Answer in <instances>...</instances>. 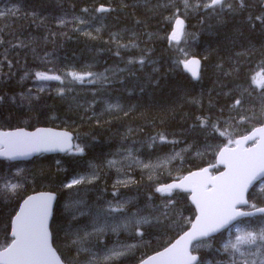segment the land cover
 Returning <instances> with one entry per match:
<instances>
[{
  "label": "trees",
  "instance_id": "1",
  "mask_svg": "<svg viewBox=\"0 0 264 264\" xmlns=\"http://www.w3.org/2000/svg\"><path fill=\"white\" fill-rule=\"evenodd\" d=\"M123 2L129 7L122 8V0H0V8L5 5L2 12L7 13V8L20 9L16 17L10 15L0 17V33L6 39L21 38L29 45L27 49L12 48L8 50V54L0 51V59L7 55L8 61L14 64L11 76L8 75V61H5L0 69V128L31 129L37 126H56L69 129L77 135L79 138L77 141L81 146L86 145L83 154L41 156L24 163L26 168L22 171L21 181L27 183V186L7 192L5 197L0 198V241L6 238L10 219L24 196L40 190L56 191L62 182L65 183L75 174L96 172L98 179L96 183L94 180L91 190L95 192L92 198H97L94 201L90 199L91 203H96L98 196L108 191V187L103 184L104 179L111 181L115 175L105 168V164L106 158L117 148L125 149L127 152L131 150L134 157L144 163L155 162L158 154L170 152L169 148L166 150L170 143H163L164 145L156 143L153 147H149L150 140L158 133H165L169 140L176 139L178 143L194 146V149L201 152L202 144L206 140L202 139L199 129L193 127L194 123H198L196 117L203 114L212 117L213 120L217 117L221 120L227 115L228 105L234 103L233 98L239 97L241 89L247 86L249 67L252 68L258 63L264 52V48L261 47L264 45V37L255 36L251 40V45L246 41L242 47L239 43H232L231 23L218 24L216 20L211 21L206 18L208 21L205 19L202 24L200 15L193 17L190 22L186 21V27L194 31L193 34L199 35L196 48L203 58L207 56V59H203L200 80L192 82L180 71H169L177 53L169 48L167 39L159 37L160 34L161 37H166L168 33V26L162 25L160 21L164 16L160 11L161 8L155 12L149 11L145 6V0H123ZM102 4L120 10L105 13L104 16L93 13L102 17L97 22L92 20L91 15L87 17L94 27L102 26L103 31L99 34V39L91 40L72 31V25L63 29L66 35L59 34L61 32L57 25L59 18L71 19L73 16L83 15L80 11L82 8L95 9ZM155 5L156 0H150L149 6L155 8ZM33 12L44 19L43 24L39 20L36 23L32 22L30 14ZM137 20L141 23L137 24ZM126 29L127 32L123 35ZM52 32L57 35L53 37L50 35ZM113 33H118L120 37L135 33V42L139 46L144 44L141 50H147L149 64L147 63L143 69H139V65H136L139 70L135 74L117 73L120 80H124L125 83L121 84L117 81L108 88L109 90L101 91L96 96L92 110L97 115L103 113L100 125H97L95 119L91 121L82 119L81 117L85 115L83 109L76 107V103H91L92 90L96 88L92 85H85V91L69 93L67 100H62L53 89L40 94L32 91V98L29 99L30 91L28 92L27 89L31 81L28 76L25 77L26 72L43 70L46 67L43 61L36 58L37 56L49 53L52 54L51 59L55 63H61L65 58L77 70L87 69L96 73H105L106 69L124 68L130 56L139 57L142 54L140 49L124 52L121 61L113 54L112 44L105 43ZM45 37L48 39L45 40ZM250 46L256 49L251 57V63L247 56H237L238 52H243ZM233 61L239 62L238 72L232 71L235 67ZM218 64L223 65V72L217 69ZM89 65L90 69H88ZM153 67L159 69L158 74L152 72ZM149 72L157 76L160 81L159 87L149 86L141 92L139 85L145 83V77ZM228 72L232 74L225 75ZM29 76L31 77L30 74ZM75 88L80 89L81 85H75ZM72 97L77 98L76 102H73ZM103 99H107V103L119 104L126 110L133 106L134 108L127 117L122 113L120 116L109 115L101 103ZM221 109H224L223 115ZM91 114V111L87 113L88 116ZM227 116L229 117V114ZM230 131L233 132V129L230 128ZM196 164L192 161L186 162L183 168L191 170ZM116 165L112 169L118 174L119 168ZM5 168L6 165L0 161V174H8ZM155 173H152V178ZM124 176L131 178L130 191L134 196L145 197L151 192L147 184L150 180L149 173L141 166L138 165L136 170H129ZM167 180L162 177L159 181ZM28 185L31 189L26 188ZM83 186L85 185H80L78 188ZM252 201L259 205L258 200L252 198ZM58 203L59 201L55 204L51 223L53 245L56 248L60 239L63 240L71 235V228L79 226L74 225L77 220H70L68 215L59 211ZM180 209L186 216H191L186 200L181 204ZM65 233L66 235L63 236ZM148 235L149 238L147 237L146 240H152L154 245L171 238L170 233L165 230L153 231ZM219 239L220 236L211 241V247L201 252V258L207 260L209 264H230L226 254L216 250ZM153 244L151 243V248L156 247ZM148 252L144 251L145 254ZM65 253L67 251L60 252V255Z\"/></svg>",
  "mask_w": 264,
  "mask_h": 264
},
{
  "label": "snow or ice",
  "instance_id": "2",
  "mask_svg": "<svg viewBox=\"0 0 264 264\" xmlns=\"http://www.w3.org/2000/svg\"><path fill=\"white\" fill-rule=\"evenodd\" d=\"M150 0H145V6L149 11L155 12L160 8L171 9L170 14L164 17V21L170 25V32L166 37L169 48L174 52L180 53L173 59L169 71L178 72L181 69L189 73L194 80H198L201 75L202 60L192 55L190 52L189 34L186 30L185 21L189 14L195 12L201 16V23L205 22L206 18L215 19L218 24L231 23L233 34L231 37L232 43H239L242 47L244 42L251 45V40L255 36L264 37V0H156L155 8L150 7ZM129 5L122 0V8H127ZM259 11H255V9ZM120 9L105 7L103 4L98 8L89 9L82 8L80 11L83 15L73 16L71 19L61 17L57 20V25L61 29L60 35H66L63 29L72 25V31L78 32L80 35L91 39H99L101 27L94 25L87 18L91 15L93 21L101 20L99 13L115 12ZM19 8H10L7 13L0 12V17L8 15L16 17L19 15ZM27 15V14H26ZM32 22L37 20L41 24L44 19L36 15L35 12L30 14ZM141 21L137 20V24ZM83 26V27H82ZM53 37L57 33H50ZM183 38V46L181 40ZM48 37H45L47 40ZM135 33L130 38L129 43H121L118 33L110 35L106 44H115L116 49L113 54L123 60L121 49L129 51L132 48H138L135 42ZM11 45L14 49H27L29 45L17 38V42L13 43L6 39L0 33V46ZM264 48V45L261 46ZM111 50V49H110ZM256 49L254 46L245 48L243 52H238L237 56H247L249 63ZM5 52L7 48L5 47ZM142 54L139 57L130 56L124 68L106 69L105 73H96L91 70H77L74 67H57L55 61L51 59L49 53L36 58L43 61L46 67L43 70L34 72V80L38 82H58L55 86L56 94L62 100H67L68 94L73 91H85V85L98 86L92 90V102L79 104L76 103L78 109H83L82 119L91 121L96 120L97 125L101 124V116L97 115L92 110V105L96 102V96L101 91H107L114 83L124 84V80H120L117 73L135 74L139 69H143L149 62L147 50H141ZM35 55V49H33ZM182 57V58H181ZM203 59H207L205 56ZM8 61L7 55L0 59V67ZM235 67L233 72L240 70L238 61H233ZM139 65V69L135 66ZM13 62L8 61L9 72L11 76ZM91 66H88L90 69ZM217 69L223 72V65L218 64ZM254 71L251 67L248 69L247 76L250 77L252 84H256L257 76H264V52H262L259 62L256 64ZM153 73H158L159 69L153 67ZM109 73V74H106ZM231 72L225 75H231ZM29 78V73L25 74ZM160 81L157 76L147 74L145 83L139 85L140 91L143 92L149 86L159 87ZM75 85H81L80 89H76ZM37 92H43L46 88L51 90L53 85L50 83H38L35 85ZM31 90L29 99H31ZM76 102V97L71 98ZM234 103L228 105L229 119L239 126L252 124L251 129L246 128L245 135L235 141H229V145L223 149H218V162L224 166V171L218 176L208 175V168H204L199 172L190 173L189 176L173 183H157L155 192L161 196H166L162 202V208L157 207L155 212L150 214L157 225L164 228L171 226L180 227L184 223H190L191 228L184 231V234L171 247L165 249L164 252L157 253L156 256L141 259L140 264H204V261L193 255L190 251V246H193V241H200L193 247L199 248L202 245L211 247V241L215 239V234L220 233L218 252H223L228 257L230 264H264V206H258L255 203L249 204V201L244 198V194L248 191L249 186L257 177H264V81L259 84V92L252 88L251 84L240 91L239 97H234ZM134 108V106H133ZM133 108L124 109L119 104H107L105 111L109 115L120 116L122 113L127 117ZM92 112L88 116V112ZM224 109H221L223 115ZM198 123H194V128H199L201 133L206 136V147L211 149L212 144H207L208 138H214L216 133L224 135L221 131V120L217 117L213 120L210 116L203 114L196 117ZM227 124V121L224 122ZM259 125L258 127L256 125ZM131 131V129H129ZM126 135V134H125ZM72 137L68 133H51L38 130L34 134H25L17 132L6 134L3 138V151H0V156L7 160H18L31 156L33 153L48 151L53 147H58L61 151L65 150V145H68ZM157 141L160 143L176 144L178 141L169 140L165 133H158L157 136L151 138L149 147H153ZM234 143L235 147L230 145ZM85 146L76 144L73 146L74 152L83 154ZM123 148L124 145L122 144ZM179 153L170 154L167 157L158 158L156 162L149 161L144 163L136 160L131 150H128L125 159L133 160L136 164L144 169L149 170V179H152V172L156 175L161 173L158 169H163L166 163L179 157ZM59 163V162H58ZM117 161H109L108 166L114 167ZM94 167V166H91ZM19 169L15 176L0 175V181L5 182V187L10 191H15L21 183L22 178L19 177ZM96 172H91L88 176L76 177L70 183L64 185L66 188H72L81 183H91L97 179ZM14 181V182H13ZM119 181L118 183H123ZM115 187V186H114ZM178 190V191H175ZM179 191L189 192L192 203L195 204L197 215L195 222L188 219L186 221L183 212L178 208L177 196ZM260 196H264V187L260 189ZM115 196L116 193L113 192ZM152 196L149 195V200ZM53 196L41 195L37 197H29L24 201V206L20 212L11 220V240L8 242L5 238L6 247L3 252H0V264H80L79 253L84 250V242L92 235L91 232L84 231L83 235L80 232L75 234L74 239H70L69 247L75 249L77 256L71 261H62L56 256L52 247L49 244L48 217L51 209ZM238 205H247L253 210H243ZM125 202H120L116 205L109 203V207L105 216H110L112 213L123 212ZM70 211L73 219H76V212L80 209L75 206H70ZM81 214H83L81 212ZM100 218V213L96 219ZM237 222H243L248 225L247 230L237 229L235 239H224L223 233L231 230ZM152 225V219L149 217L134 213L130 217H125L121 223L112 225V230L117 231L121 228L134 231L135 236L141 239L144 236L143 226ZM93 230H98L97 225L93 223ZM127 248H113L107 250L103 255L89 253L87 264H112L121 256L126 255ZM248 257H258L249 261Z\"/></svg>",
  "mask_w": 264,
  "mask_h": 264
},
{
  "label": "rangeland",
  "instance_id": "3",
  "mask_svg": "<svg viewBox=\"0 0 264 264\" xmlns=\"http://www.w3.org/2000/svg\"><path fill=\"white\" fill-rule=\"evenodd\" d=\"M101 31H103V28ZM106 35H108V33H106ZM11 41L17 42L16 40H11ZM181 41H183V38ZM192 43H193V40L190 37L189 38V45H190L189 50H190L191 54L192 55L194 54V56H195V49L191 46ZM112 46L114 48H116L115 44H112ZM121 50H123V49H121ZM0 51L5 52V47L0 48ZM30 80L35 81L34 75L30 78ZM256 81H257L256 84H252V83H250V84H251V86L257 87L258 92H259L258 83L261 81H264V76H257ZM35 82H37V83H48V82H38V81H35ZM54 83H58V82H54ZM104 110H105V108H104ZM199 131L201 133L200 129H199ZM233 131H235V130L233 129ZM223 133H224V135L218 134L221 141H225L226 139H228L230 137L229 134H226L225 132H223ZM202 137H203L202 139L206 140L205 135L202 134ZM233 138L231 139V141H233ZM208 140H209V138L207 139V144H212ZM229 141L227 142L226 145H222L221 143H219L217 146H213L211 149H208L206 147V141H205L201 147V149H204V150H202L200 153L195 152L193 154L192 153L187 154V152L189 151V147H183V146H180L183 144L179 145V143H176V144H174L176 149H174L170 152L171 153H179L180 157H177L176 159L171 160L170 163H166L164 165L163 169H158L157 171L165 172V171H167V168H168V169L172 170V172H174L172 177L178 178L180 175H176V173L182 172V169H183L182 167L186 163V158H183V156H181V155L188 156L187 157L188 161H197L199 163H206V164L212 163L214 161V158H215V155H216L218 149H220L223 146H228ZM150 142H151V140H150ZM141 146H144V145H141ZM190 149H193V148L190 147ZM193 150H195V149H193ZM163 157H167V156L165 154H161V155H159L158 158H163ZM122 159H125V157H122ZM180 159H181V162L171 168L172 163H174L175 161H179ZM25 168L26 167H24V166L13 167V166L9 165L7 169H8L9 175H12V176H15L18 172V169H19L20 170L19 175L21 177L22 171ZM142 169L146 170L149 173L148 169H144V168H142ZM152 173H155V172H152ZM78 177H81V176H78ZM71 180L72 179H68V180H66L65 183L66 184L70 183ZM118 180L124 181V182L126 181V180L121 179V178H118L115 181H109V180L106 181L105 186H107L108 188H111L107 191L110 194V196L107 197L105 200L104 199L102 200V198H105V196H104L105 192H104L102 195L98 196L99 199L96 200V203H91L92 201H94L97 198V197L92 198V197H94V193H95L91 190V187L93 189V186H94V185H92L94 183V180H92L91 183H87V182L82 183L85 186H83L82 188H79V189L76 188L77 185L73 186L72 188H66V187H64L65 183H62L57 187L58 190L62 193L60 196V199H59L60 202L58 204L59 211L63 212L65 215H68L70 217V220L82 219V224H80L79 226H75L74 228L70 229L72 233L68 238H65L63 240L60 239L58 241V243H57L58 248L61 251H67L68 252L67 249H71L69 247L70 239H74L75 234L77 232H80L81 235H83L84 231H88V232L92 233V235L83 244L84 250H82L79 253L80 264H87V261L89 258V253H96L97 255H103L109 249L127 248V246H134V247H131L130 250L127 251L126 255L121 256L118 260L113 261L112 264H119L122 261H128V259L134 260L141 253H143V251H145L151 243L153 244L152 240H146V238L149 236L148 233H151L153 231H161V230L168 231L169 233H176L179 231L178 233H180L185 227H187V224H189V223H184L180 227L171 226L168 228H164L163 226L156 224V221L154 220V218L149 214H150V212H151V214L154 213L155 209L158 206L162 208V202L165 199H167V197L161 196V194L155 193L156 184H153V180H150L148 184L153 185L152 191L156 194V196L159 197V199H160L159 201H155L153 199L149 200V198L144 197V196H140V195L134 196L133 193L128 188L117 184ZM96 181H97V179H95V183H96ZM22 186L23 187L27 186V183H23ZM119 186H120V188H119ZM262 187H264V182H261V184L259 183L254 188L255 190L253 191V193H255V192L259 193L258 191H260V189ZM26 188L31 189L29 187V185ZM9 191L10 190H8L5 187V182L1 181L0 182V198L5 197L7 195V192H9ZM113 192L116 193L115 196L113 195ZM126 192H130V194H126ZM179 195L180 194H178V197H177L178 203L183 204L184 200L186 199V196H184L183 198H180ZM90 198H92V201H90ZM256 199L262 205V201H264V196H256ZM120 202H125V207H124L123 212L112 213L110 216L103 215V213L107 211V209L109 207V203H111L112 205H116ZM88 204H90V205H88ZM70 206H75V207H78L80 209V212H76V219H73V217H72V214L70 211ZM186 211H187V209H186ZM81 212L83 214H81ZM134 212L139 213L140 215L149 217V219H152V225H144L143 226V231L145 234H144L142 239L140 237L135 236L134 231H131V230H125L123 228H121L117 231L112 230V225L117 224V223H121L125 219V217H130L132 214H134ZM98 213H100V218L97 220L96 217H97ZM185 219L187 221L189 218H185ZM94 222L96 223L97 229H98L95 231L93 230V223ZM237 229L247 230L248 228L244 225L234 226L231 228L230 232L228 231L225 233L224 239L231 238L234 240L235 234L237 233ZM65 235H66V233L63 236H65ZM118 235H123V236L127 237L128 240L124 243H121V244H116V243L105 244L106 238L109 241H112V239L116 238ZM8 242H9V240H8ZM156 245H154V246H156ZM5 246H6V243L1 244L0 249L5 247ZM206 248H207V245H202L201 247H199L197 249L206 250ZM71 250L73 251V253L69 252L70 255L73 258L76 257L77 256L76 250L75 249H71ZM149 255L150 254L140 258L139 260L144 259ZM72 257L69 258L70 261L72 260ZM248 259H249V261H251L252 259L258 260L259 258L258 257H248ZM204 264H208V261H206V263H204Z\"/></svg>",
  "mask_w": 264,
  "mask_h": 264
},
{
  "label": "water",
  "instance_id": "4",
  "mask_svg": "<svg viewBox=\"0 0 264 264\" xmlns=\"http://www.w3.org/2000/svg\"><path fill=\"white\" fill-rule=\"evenodd\" d=\"M184 71V70H183ZM185 72V71H184ZM185 73H187V72H185ZM190 77H191V75L189 74V73H187ZM191 79H192V77H191ZM194 80V79H193ZM40 131H42V132H51V133H57V134H61V133H64V132H60V131H55V130H52V129H39ZM17 132H23V133H25V134H29V135H31V134H34V133H37L38 132V130H36V131H32V132H26V131H24V130H16V131H11V132H0V145L2 146V147H4L3 146V138H4V136L6 135V134H12V133H17ZM70 148V142H69V144L68 145H65V150L64 151H61L58 147H53V148H51V150H48V151H41V152H36V153H33L31 156H29V157H26V158H23V159H18V160H24V159H30V158H32L33 156H35V155H38V154H40V153H47V154H53V153H63V152H65L67 149H69ZM1 151H3V148H2V150ZM0 158L1 159H5L4 157H2V156H0ZM10 161H17V160H10ZM216 161H217V164L220 166V167H224L222 164H219V162H218V157L216 158ZM195 172H199V171H195ZM192 173H194V172H192ZM190 175V174H189ZM188 175V176H189ZM209 175V174H208ZM260 177L258 176L257 177V179L256 180H254L253 181V183L254 182H256L258 179H259ZM252 183V184H253ZM251 186V185H250ZM250 186H249V188H250ZM246 194V193H245ZM245 194H244V198H245ZM41 195H47V194H35V195H32V196H29V197H37V196H41ZM29 197L28 198H26L25 200H27V199H29ZM190 201L192 202V200L190 199ZM193 204V203H192ZM194 205V207H195V209H196V206H195V204H193ZM24 206V202L21 204V206H20V208H19V210H18V212H17V214L20 212V210H21V208ZM238 206H240V205H238ZM196 212H197V209H196ZM16 214V215H17ZM15 215V216H16ZM50 215V214H49ZM196 215H197V213H196ZM48 219H49V217H48ZM195 222V221H194ZM10 231H11V227H10ZM9 235H10V233H9ZM180 238V237H179ZM178 238V239H179ZM178 239H176L175 241H174V243L173 244H175V242L178 240ZM49 244H50V242H49ZM50 246H51V244H50ZM52 247V246H51ZM171 247V246H170ZM54 251V250H53ZM0 252H3V250L2 251H0ZM157 255V254H156ZM156 255H154V256H156ZM57 256V255H56Z\"/></svg>",
  "mask_w": 264,
  "mask_h": 264
},
{
  "label": "bare ground",
  "instance_id": "5",
  "mask_svg": "<svg viewBox=\"0 0 264 264\" xmlns=\"http://www.w3.org/2000/svg\"><path fill=\"white\" fill-rule=\"evenodd\" d=\"M76 11V10H75ZM78 11V10H77ZM78 13V12H77ZM207 20V19H206ZM205 20V21H206ZM208 21V20H207ZM97 22V21H96ZM217 23V22H216ZM107 28V27H106ZM70 30V29H69ZM71 31V30H70ZM215 31V30H214ZM69 32V31H68ZM209 32V31H208ZM200 34V33H199ZM206 34V33H205ZM108 37V36H107ZM124 37V36H123ZM98 42V41H97ZM106 47V46H105ZM161 48V47H160ZM89 51V50H88ZM109 51V50H108ZM124 51V50H123ZM131 52V51H130ZM199 52V51H198ZM159 54V53H158ZM198 54V56L199 57H203L201 54H200V52L199 53H197ZM194 55V54H193ZM233 56V55H232ZM165 58V57H164ZM167 58V57H166ZM171 59V58H170ZM109 60V59H108ZM127 60V59H126ZM167 59H165V61H166ZM120 61V60H119ZM164 61V60H163ZM81 62V61H80ZM101 62V61H100ZM124 63V62H123ZM149 64V63H148ZM163 65V64H162ZM165 65V64H164ZM167 66V65H166ZM170 66V65H169ZM162 68V67H161ZM168 68V67H167ZM165 70V69H164ZM180 71V70H179ZM169 72V71H168ZM149 74H150V72H149ZM158 74V73H157ZM145 75V74H144ZM183 75V74H182ZM137 77V76H136ZM137 80H138V78H137ZM129 81H131V80H129ZM135 81V80H134ZM140 82V81H139ZM26 88V87H25ZM109 90V89H108ZM107 94V93H106ZM102 97V96H101ZM107 98V97H106ZM91 99V98H90ZM86 100V99H85ZM92 102V101H91ZM115 104V103H114ZM126 104V103H125ZM163 144V143H162ZM164 145V144H163ZM169 150V149H168ZM167 151H165V153H166ZM142 154V153H141ZM152 154V153H151ZM136 156H137V154H136ZM143 157V156H142ZM146 161V160H145ZM56 166V165H55ZM117 166V165H116ZM79 174H81V173H79ZM132 174V173H131ZM134 174V173H133ZM76 175V174H75ZM133 176V175H132ZM70 181V180H69ZM63 183V182H62ZM61 183V184H62ZM66 184V183H65ZM115 185V184H114ZM118 187V186H117ZM62 188V187H61ZM119 188H120V186H119ZM85 189V188H84ZM111 189V188H110ZM57 191V190H56ZM110 195V194H109ZM157 207V206H156ZM142 208V207H141ZM155 208V207H154ZM152 209V208H151ZM143 211V210H142ZM152 211V210H151ZM135 213V212H134ZM150 214H151V212H150ZM149 214V215H150ZM148 215V216H149ZM173 231V230H172ZM135 243V242H134Z\"/></svg>",
  "mask_w": 264,
  "mask_h": 264
}]
</instances>
